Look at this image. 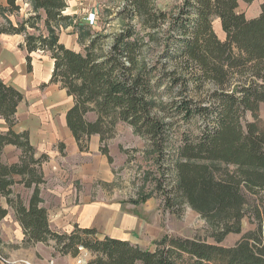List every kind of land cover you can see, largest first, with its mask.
Returning a JSON list of instances; mask_svg holds the SVG:
<instances>
[{"label": "trees", "instance_id": "1", "mask_svg": "<svg viewBox=\"0 0 264 264\" xmlns=\"http://www.w3.org/2000/svg\"><path fill=\"white\" fill-rule=\"evenodd\" d=\"M243 1L253 2L180 0L170 12L157 0H124L126 27L110 43L88 31L84 51L60 40L59 26L74 19L65 13L68 0L0 3V34L24 37L19 46L28 72L35 52L50 55L49 83L73 99L65 119L79 149L98 135L99 150L112 161L108 141L121 122L128 123L149 140L160 168L168 162L174 183L166 196L202 214L214 243L165 234L145 248L101 236L94 227L55 230L41 198L48 155H37L28 131L15 130L24 95L1 77L0 114L9 129L0 133V198L6 203L0 202V219L13 209L25 243L54 240L72 257L88 250L86 264H264V2L259 16L248 18L239 11ZM23 4L29 9L15 22L11 16ZM216 19L225 40L215 31ZM7 145L20 150L16 162L3 160ZM17 184L32 190L28 202ZM249 194L256 197L257 229L233 246L220 244L243 231Z\"/></svg>", "mask_w": 264, "mask_h": 264}, {"label": "rangeland", "instance_id": "2", "mask_svg": "<svg viewBox=\"0 0 264 264\" xmlns=\"http://www.w3.org/2000/svg\"><path fill=\"white\" fill-rule=\"evenodd\" d=\"M5 1L0 0V3ZM263 2H240L239 11L245 12L248 18L258 17ZM157 4L171 12L177 10L180 0H157ZM123 5L124 0H68L65 13L74 19L72 25L59 26L61 42L69 48L84 51L89 31L107 36L105 42L110 43L112 37L126 27L128 20L121 12ZM28 9L29 6L23 4L21 12L12 15L11 19L16 22ZM214 28L219 38L225 40L219 19L214 21ZM0 39L4 37L0 36ZM22 43L18 42V53L14 60L11 59L12 64L9 66L10 61H2L0 69L24 95L16 129H27L38 154L45 152L48 155V161L43 165L45 182L41 185V198L49 212L51 226L67 232L76 226L94 227L101 236L126 238L145 248H154L153 242L165 234L214 243L213 228L202 214L187 203L181 205L178 199L166 196L169 186L174 183L171 171L166 173L168 162L160 168L149 140L136 135L128 123L121 122L115 136L108 141L112 161L99 150L98 135H92L84 143L85 151L79 149L65 121L71 99L58 84L48 83L53 67L50 55L35 52L33 71L28 72L25 52L19 46ZM48 93L50 100L43 102L42 97ZM247 116L252 119L249 113ZM260 116L264 122V104ZM177 142L172 140L175 145ZM19 154V149L8 146L4 149L3 160L16 162ZM158 183H162L161 188ZM15 191L26 202L32 193L20 184L15 185ZM0 202L6 205L4 198H0ZM256 204V197L249 194L243 231L228 235L220 244L233 246L257 229ZM23 239L22 226L14 210L9 209V214L0 219V255L13 264H86L92 258L88 250H82L77 257L62 254L54 240L27 244Z\"/></svg>", "mask_w": 264, "mask_h": 264}, {"label": "crops", "instance_id": "3", "mask_svg": "<svg viewBox=\"0 0 264 264\" xmlns=\"http://www.w3.org/2000/svg\"><path fill=\"white\" fill-rule=\"evenodd\" d=\"M1 37H4V39H0V64L2 61H10L9 63V66L12 64V61L11 59H15V57L17 56V53H18V42L19 41H24V37L22 35H7V34H0ZM14 37H17V38H20V39H17L16 41L15 40H12L11 38H14ZM25 52V51H24ZM12 57V58H11ZM24 62L26 64V69H27V63H26V60H25V55H24ZM52 70H53V67H52ZM28 71V70H27ZM33 71V70H32ZM31 71V72H32ZM51 74H52V71H51ZM51 74H50V78H51ZM0 77L8 84H11L13 85L2 73H1V69H0ZM50 78H49V81H50ZM49 83V82H48ZM59 85V84H58ZM14 86V85H13ZM16 87V86H15ZM60 87V86H59ZM17 88V87H16ZM61 88V87H60ZM18 89V88H17ZM62 89V88H61ZM64 90V89H63ZM21 91V90H20ZM22 92V91H21ZM66 92V95L68 96L67 94V91L65 90ZM23 93V92H22ZM50 93L48 94H45L44 97H42V100L43 102H48L50 100ZM70 99H71V106L73 104V99L72 97L68 96ZM24 101V99L22 100V102ZM22 102L19 104L18 106V110H19V107L20 105L22 104ZM70 106V107H71ZM69 107V108H70ZM68 108V110H69ZM18 110H17V113H16V118L18 116ZM67 110V111H68ZM66 111V113H67ZM65 118H66V114H65ZM66 121V119H65ZM17 124V123H16ZM66 124H67V121H66ZM15 130L17 132H22V131H28L27 129L26 130H21V131H18L16 129V125H15ZM9 129L8 127V124L6 122V120L3 118V116L0 114V133L1 132H5ZM29 132V131H28ZM71 133V132H70ZM30 134V133H29ZM31 139V138H30ZM32 142V141H31ZM33 144V142H32ZM34 145V144H33ZM8 146H11V147H14V148H17L13 145H7L5 147V149L8 147ZM35 146V145H34ZM37 150V149H36ZM45 152H40V154H38V151H37V155H41ZM47 154V153H46Z\"/></svg>", "mask_w": 264, "mask_h": 264}, {"label": "built area", "instance_id": "4", "mask_svg": "<svg viewBox=\"0 0 264 264\" xmlns=\"http://www.w3.org/2000/svg\"><path fill=\"white\" fill-rule=\"evenodd\" d=\"M94 16H92L93 18ZM93 20V19H92ZM0 260H1V263L2 264H13L12 262L8 261L7 259L3 258L1 255H0Z\"/></svg>", "mask_w": 264, "mask_h": 264}]
</instances>
